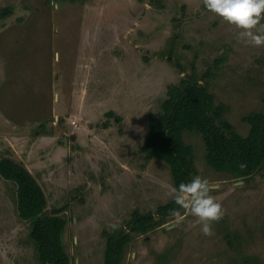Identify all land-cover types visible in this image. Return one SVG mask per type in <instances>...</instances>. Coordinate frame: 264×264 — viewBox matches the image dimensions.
I'll return each mask as SVG.
<instances>
[{"label": "rangeland", "instance_id": "obj_1", "mask_svg": "<svg viewBox=\"0 0 264 264\" xmlns=\"http://www.w3.org/2000/svg\"><path fill=\"white\" fill-rule=\"evenodd\" d=\"M6 7L0 155L25 165L48 210L65 217L73 264H104L107 233L126 227L133 211L171 200L169 164L140 151L170 84L200 80L242 135L244 116L264 110V47L242 42L241 30L203 0H0ZM185 140L194 177L209 181L224 216L211 236L196 217L170 216L133 235L123 264H264V165L238 179L207 163L200 134ZM15 195V183L0 176V264H38Z\"/></svg>", "mask_w": 264, "mask_h": 264}, {"label": "trees", "instance_id": "obj_2", "mask_svg": "<svg viewBox=\"0 0 264 264\" xmlns=\"http://www.w3.org/2000/svg\"><path fill=\"white\" fill-rule=\"evenodd\" d=\"M12 12L10 7L0 9V18ZM161 109L159 115L150 114L149 130L140 151L169 164L175 187L197 174L194 150L185 140L187 132L202 136L205 159L217 171L247 179L263 167L264 110L244 116L250 129L242 135L226 118L227 105L216 103L214 94L195 78L170 84ZM0 176L15 183L18 214L29 222L38 264H73L64 242L67 220L56 210H48L47 195L34 174L12 157L0 155ZM173 209L184 212L172 199L155 212L133 211L126 227L107 233L104 264H123L133 235L163 225Z\"/></svg>", "mask_w": 264, "mask_h": 264}, {"label": "clouds", "instance_id": "obj_3", "mask_svg": "<svg viewBox=\"0 0 264 264\" xmlns=\"http://www.w3.org/2000/svg\"><path fill=\"white\" fill-rule=\"evenodd\" d=\"M210 12L221 17L228 24L241 31L238 38L254 47H264V0H203ZM244 165H241L243 168ZM168 196L183 209L187 215L197 218L201 231L205 236L213 235L212 224L219 222L224 216V209L213 195L207 179L196 176L189 182H181L168 191ZM175 222L186 219L179 210H171ZM110 230H119V222L108 226Z\"/></svg>", "mask_w": 264, "mask_h": 264}, {"label": "built area", "instance_id": "obj_4", "mask_svg": "<svg viewBox=\"0 0 264 264\" xmlns=\"http://www.w3.org/2000/svg\"><path fill=\"white\" fill-rule=\"evenodd\" d=\"M73 125H77V122L75 120L72 121Z\"/></svg>", "mask_w": 264, "mask_h": 264}]
</instances>
